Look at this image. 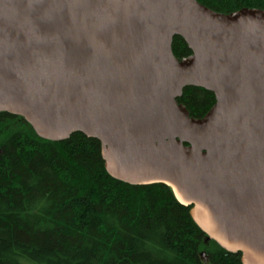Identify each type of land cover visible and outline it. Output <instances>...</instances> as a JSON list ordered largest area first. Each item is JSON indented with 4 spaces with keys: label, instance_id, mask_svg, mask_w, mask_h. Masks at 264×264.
Wrapping results in <instances>:
<instances>
[{
    "label": "water",
    "instance_id": "water-1",
    "mask_svg": "<svg viewBox=\"0 0 264 264\" xmlns=\"http://www.w3.org/2000/svg\"><path fill=\"white\" fill-rule=\"evenodd\" d=\"M185 86L214 94L204 115L177 101ZM0 111L98 139L112 177L168 185L206 240L264 264V9L0 0Z\"/></svg>",
    "mask_w": 264,
    "mask_h": 264
},
{
    "label": "trees",
    "instance_id": "trees-1",
    "mask_svg": "<svg viewBox=\"0 0 264 264\" xmlns=\"http://www.w3.org/2000/svg\"><path fill=\"white\" fill-rule=\"evenodd\" d=\"M219 11L264 9V0H198ZM171 48L191 53L175 35ZM194 117L215 101L185 86L177 98ZM222 248L164 183L130 184L105 169L98 139L39 136L0 111V264H243Z\"/></svg>",
    "mask_w": 264,
    "mask_h": 264
}]
</instances>
